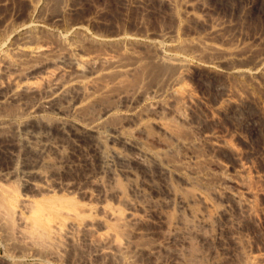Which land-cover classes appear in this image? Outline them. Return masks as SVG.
<instances>
[{"label": "bare ground", "instance_id": "obj_1", "mask_svg": "<svg viewBox=\"0 0 264 264\" xmlns=\"http://www.w3.org/2000/svg\"><path fill=\"white\" fill-rule=\"evenodd\" d=\"M164 1L174 8L175 16L182 18V22L183 18L207 21L198 12L203 13L207 2L215 0ZM31 6L27 20L16 23L12 43L0 49V79L3 80L0 105L10 102L16 106L13 114H9L10 110L8 114H0V132L10 125L12 144L34 156V161L28 163L13 150L15 167L12 165L7 173L8 177L18 178L20 187L23 185L33 195L20 196L17 189L0 183V242L4 249L0 259L3 263L24 264L25 257L30 256L36 264H62L63 261L69 264H220L213 256L228 244L241 255V264H264V247L233 231L241 228L243 220L254 224L264 222V204L255 205L256 199L264 200L263 188L252 190L246 185L247 174L264 184V169L253 167L249 150H240L236 143L228 141L226 133L207 125L219 116L232 117L243 132H237L235 140L241 145L247 144L257 131L256 118L242 113L250 103V93L244 91L247 96L234 99L226 92L230 89L214 84L215 89L222 90L221 95L206 106L207 99L183 81L193 68L205 69L208 78L255 81L264 76V55L257 54L252 64L249 61L250 66L239 64L242 52L235 46L226 48L215 41V36L226 33L223 31L226 23L208 22L205 32L191 39L168 30L159 33L118 30L104 34L90 31L88 22L65 20L69 18L65 17L66 13L77 7L71 0H61V14L52 17L45 13L47 0H34ZM227 39L228 35L220 38ZM150 68L151 72L157 69L156 75L162 72L160 80L164 83L160 86L157 82L156 86L160 87L145 91L140 87ZM110 85L134 89L127 88V93L125 87V92L124 88L120 91L118 87L120 92L113 89L117 92L113 94L114 103L111 98L112 104L108 105L110 100L100 109L98 101L111 97ZM223 101L226 105L239 106L242 115L231 112ZM163 114L172 116L191 133L189 138H173L182 149L178 160L163 159L161 149L173 150L171 144L161 143L160 151L149 148L126 130L127 126H133L142 133L149 125L163 136L169 135L171 130L162 121L153 119ZM48 115L55 117L48 120ZM150 117L148 123H143L144 118ZM16 118L20 121L14 122ZM191 144L202 145L212 153L229 150L232 162L220 160L211 153L214 158L205 157L208 162L203 159L204 162L209 164L199 168L195 162L202 156H196L189 149ZM83 146L87 151L82 156ZM204 148L200 149L206 154ZM91 158L98 165V171L83 175L84 185L67 175L70 171H79L80 164H86ZM199 158L198 161L202 160ZM259 158L264 165V148ZM17 161L19 165L22 163L21 167ZM148 165L154 166L155 177L161 180L169 177L185 188L192 187L191 199L197 200L203 210L209 208L211 213L208 209L209 213L206 212L209 216L200 212L199 206V211L188 209L192 223L172 217L173 213H164L161 206L169 204L145 196V192L154 194L156 189L150 183L143 186L145 180L141 176L144 181L137 178L140 173L135 169L143 172L148 170ZM119 175L128 181L125 184L131 197L118 181ZM197 182L206 184L209 190L204 187L210 194L204 189L205 193L221 202L220 208L213 207L194 186ZM55 190L68 195H52ZM168 193L175 200L171 203L173 207L187 208L188 200H183L179 192L171 189ZM73 194L76 198L86 197L88 202L77 201Z\"/></svg>", "mask_w": 264, "mask_h": 264}, {"label": "rangeland", "instance_id": "obj_2", "mask_svg": "<svg viewBox=\"0 0 264 264\" xmlns=\"http://www.w3.org/2000/svg\"><path fill=\"white\" fill-rule=\"evenodd\" d=\"M33 1L34 0H0V49H1V47H2V50H3V48L6 49V48H8L7 46H9V44L12 43V41L14 40V32H12V31H14V29L17 27L18 23H20L21 21L27 20L29 13L31 11V8H32L31 5H32ZM50 1L48 3V0H47V8L45 10V13L47 11L46 15L50 16V17H52L53 15H60L61 13H59V10L62 9V8H60L61 0H50ZM71 2L73 3V5L75 7L77 6L75 8L76 12L72 11V12H68V14L66 13L65 17H67V18L71 17V18L66 19L64 17L65 20L66 21L69 20V22H71V21L88 22L87 26H88L89 30L96 32V33L108 34L110 32L112 33L114 31H118V30H125V31L127 30V32H129V33H136L138 31L139 32L140 31H144V32L147 31L150 33H156V32L159 33L162 30H163V32L168 30L169 32L178 31L182 38L186 39V38L190 37L189 39H191L192 37L193 38L197 37L198 34H202V32L204 33L205 32L204 29H206L205 27H206L208 22H215L216 21V22L226 23L225 24L226 28L223 29V31L226 33L221 32L219 34V36L217 35L218 37L215 36V38H216L215 41L217 40V42L219 41L220 43L226 45V48H228L229 45L231 46L229 48H234V46H235L239 52H242L241 53V59L242 58L243 59L240 61H237V62H239V64L245 63V65L250 66L252 64V61H253L252 59L254 57H256L258 55L259 56L264 55V0H215L213 2H207V4L208 3L209 4L208 5L206 4L208 6L207 9L205 10L206 13H205V11L203 13L198 12V16L200 18L204 17L203 19H206L207 21H205V20L204 21L203 20L196 21V20H193L190 18H189L190 20L187 18H183V20L186 22H183V20L181 22L180 20L182 18L181 19H180V17L177 18L175 16L174 8L168 7V5L165 3L164 0H140V1L139 0H71ZM133 4L136 5V7ZM171 9H172V11H171ZM144 11H146L147 13L146 12L144 13ZM207 14H208V16H207ZM191 24H193V25H191ZM227 33H229V34H227ZM222 35H225V36L228 35V39L226 40L227 42L225 40H223V41L220 40ZM107 53H109V52H107ZM110 54H112V53H110ZM243 60H245L248 64H246V62ZM249 61L251 62V64ZM1 65L2 64L0 63V66ZM155 69L156 68H154V69L152 68V70H155ZM156 70L153 71L155 73V75H153V72H151V68L147 71V72H149V71L151 72V74H150V72L148 74H150L153 79L151 78V76H149L147 74V72L145 73L147 75L144 77H145V79L147 77V79L146 80L144 79V81L142 83L143 86L140 87L141 89H143L145 91H149V90H151V88L154 89V88L158 87L159 85L161 86L164 83V80L161 82L162 72L159 71V69H158V71L161 73V75H160V73H158V75H156L157 74ZM154 77H156V78H154ZM160 78H161V80H160ZM132 79H130V82ZM158 79H159V81H157ZM1 81H3V80L0 79V82ZM183 81H185L184 83H186V85H188L190 87L192 86V89L193 88L196 89L199 95L202 94V96L208 100V101L205 100L206 106L211 105V103H210L211 99L216 98V97L221 95L222 90L220 91V89H215L214 84L217 85L219 83V84L224 85V87H226L227 89H230V90H226V92H228L227 93L228 95L231 94V96L234 97V99H235V97H239L242 95L247 96V93H250L248 95L252 98L248 97L250 103H248V105L244 108L245 111H243L242 113L244 114V116H251V117L256 118V120H257L256 121L257 131H256V135L252 139L248 140L247 144L241 145L239 142H237L235 140L236 133L239 131L240 132H242V131L240 130L241 128L238 126V123L236 122V120L233 121V119H231L232 117L227 118L224 116H219L218 119H216L213 122H208L207 125L209 128H212V129L215 128L217 131L222 130L223 134L226 133L225 135L227 137H229L228 141L230 143L232 142L233 144L236 143V146L240 150H242V151H244V150L248 151L249 150V154H250L249 161H250V159L252 161H254V162H251V164L254 165L253 167L257 168L258 170L264 169L262 159L259 158L262 151H263V148H264V146L262 144V142L264 141V76H259L255 79V81L252 80L251 82H250V79H248V78H246L245 80L243 79L241 81L236 79V78H229L228 79V78L218 77V76L208 78L207 77V71L205 69L201 70L199 68H196L194 70V68H193L185 76ZM157 82L159 83V85L156 86ZM132 83H133V81H132ZM132 83H131V85H133ZM245 86L248 87L249 89H246ZM118 87L119 86H113V85L111 86L110 85V88H112V90L113 89L117 90ZM124 87L125 86H123V88ZM123 88L119 87V90L121 91V90H123ZM125 88H126V93H127V88H131V90L134 89L130 86L125 87ZM125 88H124L123 92H125ZM114 90H113V92H111V95L109 94L111 97H109V96H108L109 98L103 97L104 99L102 98L101 100L98 101L97 106H99L100 109H101V107L105 106V104H107L111 100V98H112L113 103H114V101H115L114 100L115 97L113 95L114 92L115 93L120 92L119 90H117V92ZM196 90H194V91H196ZM247 90L248 91L250 90V91L248 92ZM128 91L130 92V89H128ZM244 91H246L247 93H245ZM229 92H230V94H229ZM238 94H240V95H238ZM105 100H107V101H105ZM112 100L108 103V105L112 104ZM224 102L225 101H223V104H224ZM102 104H103V106H102ZM12 105H13V103H10V102H5L4 105L3 104L0 105V112H1L0 114H2V113L8 114L9 110H10L9 114L10 115L13 114V112H15V110L13 111V108L16 109V106L15 105L12 106ZM227 105L224 104V106L226 108H228L231 112L235 111L236 114L237 113L241 114V111L239 110L241 108L239 106H235V105L230 106L229 104H227ZM97 106H96V109L98 108ZM100 109H98V111ZM233 109H235V110H233ZM167 115L168 114L158 115L153 119H158V120L162 121L166 125V127H168L171 130V133L169 135L165 134V136H163L164 134L162 135L160 132L156 131L155 128H152L149 125H147L148 130H146L147 128L145 126V128H144L145 130L143 129L144 131H142V133L140 131L138 132V129L136 127H133V126H127L126 130L128 132L132 133L133 136H136L139 139H142L144 144L149 148L152 147V148L158 149L160 151L161 143L164 142L166 144H171L172 148H173V150H170L171 152L170 151L166 152L167 150L164 151V149H161V152H163L162 153L163 159L178 160V158L180 157V154L182 152V149H181V147H177V144H175V142L173 141V138H174V136L175 137H177V136L186 137L187 136V138H189L191 133L189 134L190 131H188L187 128H185L186 126L179 124L178 121L174 120V118L172 116H170V115L167 116ZM48 117L46 119L52 120L53 117H55V116L54 115L53 116L48 115ZM148 119H151V117L150 118H144L143 123L144 122L148 123V121H149ZM217 120H219V121H217ZM15 121L19 122L20 120L18 118H16V119H14V122ZM10 127L11 126L9 125V127H7L8 129L5 128L7 131V134H6V131L4 128L0 132V183L2 184V186L5 185L6 187H10V188L13 187V188L17 189L18 190L17 192L20 196H22V194L23 195L24 194L25 195L26 194L33 195L30 193L29 190H28L29 191L28 192L27 189L23 187V185L20 187V184H22V183L20 180H18V178H13V177L7 176L11 171L10 168H12V165H14L13 167H15V161L16 160L14 157H12L14 152L15 153L18 152L17 154L20 156V158L25 159L26 161H28V163L29 162L31 163L34 161V156L31 155V152H29L27 150L19 149L17 145L12 144L11 138L13 136V132H12ZM8 134H10V135H8ZM159 141H161V142H159ZM197 146L198 147H196V144H191V148L189 146V149L194 151L195 155L200 154L202 156V157L199 156L200 158L198 157L199 160L200 159H202V160L198 161V158H197L198 163L195 162V166H198L199 168L202 166H205V163L208 162L207 159H205V157L208 158V160H209L213 156L216 158L218 156V158H220V160H223V161L225 160L226 162H232L231 152L229 150L227 151L226 149L225 150L223 149V150L217 151V153H212L209 150L207 151L206 148H204L202 145H197ZM199 147L200 148L202 147V149L204 148L206 154H203L204 151L202 149H200ZM114 148L120 149L118 146H115ZM85 149L86 148H84V146L80 149V151H81L80 155H82V156H83V154L85 155V153H86L85 151H87ZM180 149H181V151H179ZM193 149H195V150H193ZM13 150H14V152H13ZM120 150L124 151V153L126 155H130V153H128L127 151H125L123 149H120ZM29 153H30V155H29ZM211 153L213 154V156ZM17 154H15V155H17ZM210 154H211V156H210ZM206 155H208V157ZM15 157L18 160V156H15ZM203 159H205L206 162H204L205 160H203ZM13 160H15V161L13 162ZM88 161H86V164L85 163L80 164V166L78 167L79 171H77V169H76V170H74V172L73 171L68 172L67 175H71V177L75 179L74 180L75 182H78V183L80 182L79 184L84 185L85 182L83 180V177L87 175L86 173L94 175L98 171L97 170L98 165L96 164V162L94 160H92V158H91V160H88ZM88 163H89V165H88ZM255 163H256V166H255ZM17 164H18V161H17ZM207 164H209V163H206V165ZM21 165H22V163H21ZM21 165H19V166L21 167ZM147 167H148V170H145L143 172H140L142 170L140 168L135 169V171H137V174L140 173L139 176L136 174V177L138 176L137 178L139 181H141L142 179L145 180V182H142L143 186L144 185L149 186V183H150V185L152 187H154L153 189H156V190H154L155 191L154 194H151L147 189H145V191L149 192V193L145 192V196H147L149 199H151L153 201L162 200V201L166 202L167 204H169L167 206L169 209L166 206L164 207V205L161 206V208H162L161 210L164 213L166 212L167 215H171L170 213H173L171 215L172 217L178 218L179 220L183 219L180 221H184V223L185 222L186 223H192L193 218L190 216V211L188 209L198 210V208H200L199 209L200 212L203 211L204 215L209 213V212L211 213V210H209V208H206L205 209L206 211H205V210H203L204 207H202L201 204L197 202V200L195 201V200L191 199L192 187L190 188V186H187L185 188V186H182L178 180H177V184H176L175 179H173V181H172V178H169V177H166L165 179L161 180L157 176L155 177L156 174H155V168L153 165H148ZM17 168H18V166H17ZM82 169L84 171H82ZM91 169H92V171H91ZM145 172H147V173H145ZM151 172H154V173L152 174ZM5 174H6V176H5ZM250 175L251 174H247L246 178H248V179H246V185H248V187L251 188L252 190L253 189L255 190L256 188L257 189L263 188L262 190L264 191V184L262 183V181L259 182V180L257 181L256 179L252 178V176H250ZM140 176L142 179L140 178ZM143 176H144V178H143ZM118 178H119L118 181L122 184L123 188L124 189L127 188L125 190V192L130 196V192H128L129 191L128 186L125 184V182L128 183V181L123 179L124 177L120 176V175ZM15 179H17L16 182H15ZM144 180H142V181H144ZM147 180H148V182H147ZM166 180H169V181H166ZM17 181H19V182H17ZM178 182L180 184H178ZM205 185L206 184L203 185V183L200 184V182L199 183L197 182V183H195L194 186L197 189H199L206 196V198L212 203L213 207L218 206L217 208H220L221 202L218 203L219 201L217 202V200L214 199L213 196H211V195L207 196V194H210V193L208 191L209 189ZM199 186H201V187L205 186L208 190L205 187L201 188ZM171 189H173L175 192L176 191L179 192L178 194L180 197H182L183 200L184 199L188 200L187 208L184 209L185 206H183L182 208L172 206L171 203L174 199L171 198L170 194L168 193V192L171 193ZM204 189H206L205 191L207 194L205 193ZM58 192H59V190L58 191L55 190L54 194L52 193V195H58V194L59 195H62V194L68 195V194H65L64 191H62V192L60 191L61 193L60 192L58 193ZM71 196H73V198H75L79 202H82V203L88 202L86 197L82 198V196H80V197L77 196V198H76V195L74 197V194ZM210 197L213 199H211ZM82 199H84V200H82ZM213 200H216V201H213ZM192 201L194 203H192ZM261 201H264V200L256 199L255 205H258L259 203H262V205H263L264 202H261ZM174 202H175V200H174ZM195 202H197L198 205H196ZM210 208H211V206H210ZM207 209L209 210V212H207L208 211ZM213 210H214V208H212V211ZM229 213L231 215H233L234 214L233 209H230ZM171 216H169V217H171ZM205 216H209V214H207ZM175 220H177V219H175ZM256 223L257 224H254L249 220H243L242 223L240 224L241 228L236 229V230L234 229L233 231L237 235H239L240 237H242L244 239L250 238V239L254 240V242L256 241L255 243L263 248L264 247V222H261V223L256 222ZM92 235H94V234H92ZM92 237H95V235ZM225 247L224 246L222 247L223 250H217L214 254V256H216V255L217 256L216 257L213 256V258L215 260L219 261L220 264H241V262H242L241 261V255L239 254V252H236V250H234L228 244H226ZM2 249H3V245L0 242V258L4 255V249L3 250ZM1 254H2V256H1ZM186 256L189 257V255H187V253H186ZM28 257L27 256L25 257L24 264H34V263L36 264V262H35L36 260L33 257L32 258L30 256H28ZM75 259H77V258H75ZM63 262H62V264H63ZM228 262H230V263H228ZM2 263H3V261L0 259V264H2ZM59 263L61 264V262H57V263L55 262L54 264H59ZM64 264H69V263L64 262Z\"/></svg>", "mask_w": 264, "mask_h": 264}]
</instances>
